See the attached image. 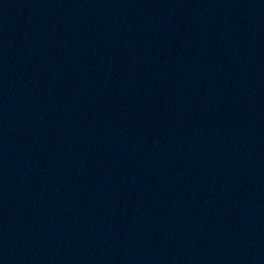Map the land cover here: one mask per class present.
Listing matches in <instances>:
<instances>
[{
	"label": "water",
	"instance_id": "1",
	"mask_svg": "<svg viewBox=\"0 0 264 264\" xmlns=\"http://www.w3.org/2000/svg\"><path fill=\"white\" fill-rule=\"evenodd\" d=\"M0 264H264V0H0Z\"/></svg>",
	"mask_w": 264,
	"mask_h": 264
}]
</instances>
